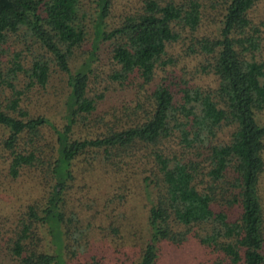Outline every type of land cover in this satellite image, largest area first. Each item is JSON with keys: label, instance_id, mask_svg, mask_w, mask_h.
<instances>
[{"label": "trees", "instance_id": "trees-1", "mask_svg": "<svg viewBox=\"0 0 264 264\" xmlns=\"http://www.w3.org/2000/svg\"><path fill=\"white\" fill-rule=\"evenodd\" d=\"M258 1L141 0L106 23L111 0H0V174L35 192L0 211V264H68L99 228L119 235L131 183L146 238L126 264H164L165 244L195 247L194 264H264ZM56 74L58 117L34 106ZM99 169L107 187L90 193Z\"/></svg>", "mask_w": 264, "mask_h": 264}, {"label": "rangeland", "instance_id": "rangeland-1", "mask_svg": "<svg viewBox=\"0 0 264 264\" xmlns=\"http://www.w3.org/2000/svg\"><path fill=\"white\" fill-rule=\"evenodd\" d=\"M111 1V12L105 18L106 23L112 22L115 18H117V15L122 12L133 10V8L141 2V0ZM207 11L208 10H206L205 13H207ZM250 14H252L254 20L264 17V0H259ZM215 28L216 13L210 12L209 14H204L199 25V31L201 33L211 34V31H214ZM179 47H174V51L177 50L178 52ZM104 49V47H101L100 55H102V59L97 66L101 69L108 68ZM258 53H260V55L264 58V40L261 42V47ZM190 65L191 63L189 62L187 66ZM175 69H177V67ZM185 71H188V69ZM197 80L206 83L209 79L206 77H199ZM62 81V76L60 75L58 77L56 74L53 80V85L48 87V92L43 93V96L40 95V99L35 98L38 102L34 106L39 109V111L49 116H59V113L62 112L61 107L63 101ZM95 83L97 85L104 83L102 73L96 77ZM88 123L89 124L86 123L84 126L80 127V134L93 132L96 125H91L92 121ZM107 179L108 176L102 171V169L94 171L89 179L87 176L85 177V181L89 182V189H91L90 193L96 192L98 188L99 190H102L104 187H107ZM32 186L33 183L27 178H25L21 183L18 180L11 181V179L6 177V175L0 174V211H3V207L9 209L12 206H15L17 199L26 197L28 194L34 196L35 192ZM129 186L134 191H132L133 193H130V198L126 204L120 208V211L123 213L121 216L124 218L122 219L125 225L123 228L124 230H121L119 235L116 236V234L111 230L108 231L107 229L99 228L96 233L95 240H93V242L91 241L89 248H86V250L82 253H77L74 261L68 264H82L88 260L91 254L103 258L105 261L103 264H126L128 261L130 262V260L134 259V255L131 254L134 252V249L138 248L146 238V211L144 205L147 203V199L144 194H141L138 187L135 188L132 183ZM141 191L143 190L141 189ZM95 196L97 198L100 197L97 194H95ZM91 212V210H87L84 216H90ZM103 222L106 223V220H102V224ZM94 223L97 224L99 222L98 220H94ZM47 241L49 240L46 239V243ZM116 248H118V251L115 250ZM125 253H131L127 254L129 258H127ZM196 253L197 251L192 245H186L181 248H173L172 246H167L165 244L162 248L161 259L164 261V264H194V261L196 260Z\"/></svg>", "mask_w": 264, "mask_h": 264}]
</instances>
